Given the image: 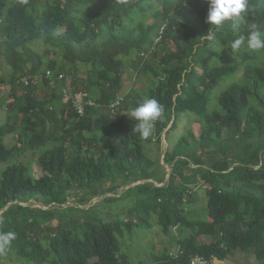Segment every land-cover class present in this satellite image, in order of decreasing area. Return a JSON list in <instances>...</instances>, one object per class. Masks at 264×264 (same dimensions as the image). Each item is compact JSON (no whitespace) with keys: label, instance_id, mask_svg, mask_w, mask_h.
Wrapping results in <instances>:
<instances>
[{"label":"trees","instance_id":"16d2710c","mask_svg":"<svg viewBox=\"0 0 264 264\" xmlns=\"http://www.w3.org/2000/svg\"><path fill=\"white\" fill-rule=\"evenodd\" d=\"M153 2L160 7L153 23L134 24L135 11L145 14ZM207 9L205 0H33L32 5L29 0H0V85L3 58L11 70L8 82L15 102L7 119L19 124L12 131L23 145L8 149L3 138L9 128L1 127L0 161L38 149L41 168L36 180L20 162L7 165L1 173L0 233H16L5 254H13L18 264H125L119 237L135 223H102L89 208H61L69 194L88 192L78 199L80 205L106 194L119 200L131 198L135 207L129 214H136L146 228L150 224L145 217L155 215L166 237L175 226L191 232L172 241L176 257L170 249L150 261L132 264H190L194 256L221 262L237 250H251L264 264V51H260L263 62L250 66L246 83L228 86L217 98L219 110L210 112L212 93L236 67L211 66L205 56L224 58L211 46H228L230 53L236 33L226 22L218 29L216 42L202 41L209 29ZM252 25L264 32V0H250L249 13L237 25L239 34L246 36ZM157 36L161 43L170 41L176 54L167 52L160 65L146 64L141 74L152 73L146 97L163 106V115L147 140L121 135L117 125L121 121L118 116L116 122L111 118L108 107L121 93L125 60L149 52L157 45ZM40 39L45 46L42 54L31 47ZM65 51L61 64L55 55ZM17 67L19 73L14 72ZM46 70L55 78L64 76L58 89L71 77L72 90L93 96L99 108L77 117L62 105L58 89L47 88V81L39 104L35 86L20 88L24 92L17 94L21 76ZM81 75L85 81L78 86ZM188 114L195 118L199 141L215 146L208 152L215 160L197 166L180 157L177 151L190 146L181 138L165 153L164 163L172 168L165 181L142 142L152 143L155 138L159 144L167 128V134L176 130L181 116ZM238 120L242 121L239 128ZM131 121L122 116V126ZM227 147L238 150L231 161L219 158ZM119 179L124 187H133L121 195L119 186L103 188ZM200 186L206 189L207 219H189L185 197ZM30 200L48 208L19 205ZM203 236L213 240L201 242Z\"/></svg>","mask_w":264,"mask_h":264},{"label":"rangeland","instance_id":"374dc122","mask_svg":"<svg viewBox=\"0 0 264 264\" xmlns=\"http://www.w3.org/2000/svg\"><path fill=\"white\" fill-rule=\"evenodd\" d=\"M137 1V0H135ZM33 0H29V5H32ZM151 8H146L145 14H138L135 11L134 15V24L139 22H143L146 26H149L154 21V12L160 10V7L156 6V2L151 3ZM183 39L184 36L180 34ZM158 36L155 38L156 46H154L149 52L145 53V56L142 57H132L130 59L125 60V74L123 77L122 90L119 94L121 104L118 107L116 113L112 114V119L115 120V117L118 116L121 123L117 124L121 135H127L129 137L140 139L141 136L135 131L134 125L135 121L132 120L130 116L131 110L140 105L146 97V92L148 88V84L153 80L152 73L145 69L146 64H150L153 67L160 65L162 59L166 57L167 52L172 54H176V49L174 45L170 41H165L161 43L158 41ZM31 47L39 54H42L45 46L43 40H37ZM4 48L2 47V50ZM211 50L219 51L225 57L224 58H216L214 56L206 55L205 59L211 66H221L224 63H228L234 65L236 69L232 72L226 74V76L219 82L218 87L214 90L211 95V101L209 105V111L219 110L217 98L222 91H224L231 84H244L248 78V72L251 65L255 64L257 61L263 62V55L260 52H252L247 49L246 46H241L240 50L236 54H230L228 52V46L222 47L220 45L211 46ZM66 57L65 53H57L55 55V60L64 63ZM1 68H2V78L3 83L1 84L2 89L0 90V128L7 126L9 128L8 134L3 138L4 145L11 149L15 146L22 147V144H19L17 140V132L12 131L13 128L18 127V123H13L7 119L8 113L12 111L14 108L12 98L10 97V85L9 78L11 76V70L6 65L4 59L1 60ZM20 67H17L14 72L19 73ZM79 81L77 83L78 86H81L84 83V76H80ZM73 79L68 77L66 79V85L71 87V82ZM18 88V95H21L24 91ZM36 103L39 104L44 99V90L41 87H37L35 91ZM94 98L93 96H91ZM122 116L130 117L132 120L129 124H124L122 126ZM193 115H183L181 116L178 127L176 130H173L166 133L167 130L163 133L161 142L157 144L155 142V138L152 143L142 142L144 147V151L146 156L156 163L158 166L157 169L161 171V174L165 176V181L171 173V166L166 165L164 163L165 153L167 150H171L173 146L180 140L184 138L188 141L190 146L180 148L177 153L180 157L187 159L190 163L197 166H208L214 162V158L208 155V152L215 148V146L206 141L205 139H200L198 136V131L195 125V118ZM117 120H115L116 122ZM51 123H49L46 127L47 132L50 129ZM242 121H237V127H241ZM123 131V133H122ZM192 134V138L191 135ZM85 135L89 134L85 132ZM252 139V137L247 138L246 141ZM113 140V137H112ZM199 141L198 145L193 144V142ZM238 150L235 147H227L223 150L220 155V159H225L231 161L233 157L237 154ZM38 158V149L34 151L24 150L18 153V156L14 159L5 162L0 161V176L5 167L9 164H13L15 162H20L24 164L28 168V174L32 179H38L41 176V168L37 162ZM124 181L122 179L116 180L113 183L104 184L103 188L109 189L112 186H119L120 191L119 195H121L126 188H131L133 185L129 187L123 186ZM139 184V183H135ZM141 184V182H140ZM123 186V188H122ZM191 196L186 195L185 200L188 203L186 206L185 212L186 216L189 219L196 220H204L207 219L206 213V189L202 186L197 188H191ZM94 190V188H93ZM86 193V194H85ZM83 195H88V192H74L69 194L68 202L63 204L61 208L66 206H73L78 209H90V213L102 223H117V222H133L136 225L132 229H123V236H120V258L125 261V264L139 263V262H147L150 261L153 256H158L163 251H167L171 249V254H175V247H173L172 241L187 238L191 232L186 230H181L178 226H175L171 235L169 237L164 236L159 226L156 223V216L151 215L145 217L148 223L150 224L149 228H146L143 222L139 221L138 216L134 213L129 214L135 207V202L131 198H121L120 200L113 195L106 194L104 197H97L93 199L90 203L86 205H80L78 203V199L80 200ZM42 210L47 209L42 204L38 203L35 205ZM52 206H57L52 204ZM56 222L53 224L55 225ZM213 238L210 236H203L200 238L201 242H210ZM20 261L13 254H5L0 253V264H18Z\"/></svg>","mask_w":264,"mask_h":264},{"label":"clouds","instance_id":"9594fccd","mask_svg":"<svg viewBox=\"0 0 264 264\" xmlns=\"http://www.w3.org/2000/svg\"><path fill=\"white\" fill-rule=\"evenodd\" d=\"M205 3L208 5L205 23L209 29L201 37L202 41L216 42L218 29L231 22L236 38L231 42L230 54L238 52L242 45L252 52L264 51V32L256 30L255 25L251 26L246 36L239 34L237 25L249 13L250 0H205ZM163 111V106L155 98L145 99L130 112L132 120L136 122L135 131L145 140L150 138L155 122L162 117ZM15 239V232L0 233V253L6 252Z\"/></svg>","mask_w":264,"mask_h":264},{"label":"built area","instance_id":"2783aa9c","mask_svg":"<svg viewBox=\"0 0 264 264\" xmlns=\"http://www.w3.org/2000/svg\"><path fill=\"white\" fill-rule=\"evenodd\" d=\"M140 55L144 57L145 53H142ZM63 79V75H59L57 78H55L51 71L46 70L43 74L21 76L17 81V85H19V87H21L22 89L27 88L28 86L44 87V81H47V88L51 90H57V83L61 82ZM1 89L2 87L0 85V90ZM57 92H60L62 105L66 106L79 118L88 116L89 110L99 108L97 102L83 91L74 92L71 87L64 85L60 87ZM121 101L120 97H117L115 101L111 105H109L108 109L110 111V114H116V111L120 106ZM19 205L39 209L38 206H35L38 204L33 200L28 201V203L26 204L20 203ZM177 253L178 250L176 249L175 254L172 256L176 257ZM190 264H217V262L216 260L208 261L201 256H194L191 258Z\"/></svg>","mask_w":264,"mask_h":264},{"label":"crops","instance_id":"0c3cea01","mask_svg":"<svg viewBox=\"0 0 264 264\" xmlns=\"http://www.w3.org/2000/svg\"><path fill=\"white\" fill-rule=\"evenodd\" d=\"M206 237V236H205ZM217 264H260L251 250L233 252L224 261H216Z\"/></svg>","mask_w":264,"mask_h":264},{"label":"water","instance_id":"95a60500","mask_svg":"<svg viewBox=\"0 0 264 264\" xmlns=\"http://www.w3.org/2000/svg\"><path fill=\"white\" fill-rule=\"evenodd\" d=\"M145 182V181H144Z\"/></svg>","mask_w":264,"mask_h":264}]
</instances>
